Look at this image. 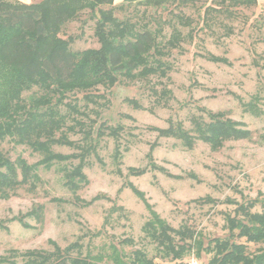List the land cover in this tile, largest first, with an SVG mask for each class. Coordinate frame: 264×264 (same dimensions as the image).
<instances>
[{"label": "rangeland", "instance_id": "374dc122", "mask_svg": "<svg viewBox=\"0 0 264 264\" xmlns=\"http://www.w3.org/2000/svg\"><path fill=\"white\" fill-rule=\"evenodd\" d=\"M212 1L192 0L184 5L175 1L161 8L127 4L122 0L115 2L116 18L134 17L141 23L148 22L151 29L161 28L159 40L162 42L169 38L173 26L182 33L180 47L171 50L163 59L171 67L168 79H120L113 87H98L91 92L103 98L96 99L98 105L89 104L90 117L96 118L95 111L98 123L124 127L119 139L122 175L117 174L112 162L115 141L109 137L101 139L97 149L104 165L91 156L83 170L88 185L76 193L85 201L101 197L88 207L73 202V195L64 187L57 165L50 169L39 167L37 174L41 183L33 192L28 186H21L8 200L0 199V220L42 205V221L25 219L30 228H24L17 221L6 222L7 230H0V255L9 250L52 251L49 240L64 248L81 238L83 254L89 251L106 256L112 246L126 262L132 251L141 250L160 264H187L191 260L207 264L211 255L205 252L200 257L194 252L187 253L178 261L162 258L142 231L150 217L149 211L126 184L131 183L140 191L152 211L172 228L186 224L199 232L205 243L207 239L228 236L225 214L233 215L236 206L226 200L241 203L245 198L264 196V141L261 139L264 135V5L241 8L232 15L210 12L204 24V11L213 5ZM177 16L188 19L190 24H177ZM93 29L94 22L88 20L85 11L63 27L62 36L74 38L71 44L74 51L96 49L99 44ZM208 54L225 57L229 64L211 62L205 58ZM163 85L171 90L172 97L157 104L152 89L159 91ZM34 91L25 92L23 98ZM256 94L261 96V101L256 103L260 113L244 105L252 102ZM127 99L137 101L144 110L133 108ZM79 103L85 102L80 100ZM196 107L226 113L229 118L243 123L251 132L250 138L228 141L218 151H211L201 142L187 150L178 141L159 138L156 132L147 130L148 127L166 128L168 119L180 121L189 129L190 117L198 113ZM79 137L70 135L72 140ZM0 149L11 160L21 156L33 164L40 159L28 147L8 140L0 144ZM53 150L64 154L74 151L59 146ZM150 150L158 169L139 176L129 175L128 168L141 170L148 165L146 155ZM205 196L217 203L199 205L192 202ZM51 198L62 202H52ZM254 211L260 208L257 206ZM17 264H22L20 259ZM103 264H112V261L105 259Z\"/></svg>", "mask_w": 264, "mask_h": 264}, {"label": "trees", "instance_id": "16d2710c", "mask_svg": "<svg viewBox=\"0 0 264 264\" xmlns=\"http://www.w3.org/2000/svg\"><path fill=\"white\" fill-rule=\"evenodd\" d=\"M117 0H41L34 4H23L12 0H0V144L6 140L15 145L26 146L40 159L29 164L21 156L11 160L0 149V199L8 200L21 186H28L33 192L41 179L39 167L50 169L58 166L64 187L72 193L73 202L88 207L101 197L85 201L77 192L88 185L83 170L91 156L104 165L97 155V149L104 137L115 141L111 159L116 172L122 175V158L119 139L124 127L98 123L91 118L89 104L98 105L96 99L102 95L91 94L98 87H113L120 79L127 81L147 80L149 77L168 79L171 67L164 57L171 50L178 49L183 41L182 33L172 27L169 38L162 42L161 28L151 29L148 22L136 19L119 20L114 16ZM183 5L192 0H122L145 7L161 8L171 2ZM206 7L204 24L210 12L232 15L241 8L258 5L257 0H213ZM109 6V9L103 7ZM122 8V5L118 7ZM87 11L88 20L94 22L93 36L98 48L74 51L72 36L63 37V27ZM85 22V21H84ZM83 22V23H84ZM177 24L189 25L188 19L177 16ZM211 62L228 65L225 57L212 54L205 56ZM264 68V65H263ZM27 98L25 92L33 91ZM156 103L168 101L171 90L163 85L159 91L152 89ZM78 95H81L79 98ZM261 96L255 95L252 102L244 104L253 112ZM80 100L85 103L80 105ZM126 102L133 108L144 110L135 100ZM198 112L189 119L190 128L182 122L168 119L166 128L148 127L159 138L174 139L182 147L191 150L197 142L206 144L211 151L220 150L228 141L249 139L251 132L243 123L237 122L224 112H212L196 107ZM134 121L130 116H126ZM70 135H79L72 140ZM264 141V135L261 136ZM55 146L74 150L64 154L53 150ZM153 146V145H152ZM151 146V147H152ZM152 149V148H151ZM148 162L143 169L128 168L131 176H139L148 170H157L151 150L146 155ZM194 176V175H193ZM126 186L138 196L149 211V219L142 226L145 236L155 245L162 258L182 260L185 254L202 252L210 254L207 264H264V196L245 198L241 203L226 200L236 207L233 215L225 214V228L228 236L224 239H207L186 224L174 229L152 211L149 204L131 183ZM107 198V197H103ZM52 202H62L51 198ZM192 202L199 205L216 204L209 196ZM260 211H254L256 207ZM33 218L38 223L43 218V206H34L30 211L10 219L0 220V230H7L6 222L17 221L24 228L31 226L25 219ZM96 233V235H98ZM52 251L9 250L0 255V264H103L105 259L112 264H160L141 250L132 251L129 261L119 251L110 247L109 254L82 253L81 238L64 248L54 241L48 242ZM254 247V250H252Z\"/></svg>", "mask_w": 264, "mask_h": 264}, {"label": "crops", "instance_id": "0c3cea01", "mask_svg": "<svg viewBox=\"0 0 264 264\" xmlns=\"http://www.w3.org/2000/svg\"><path fill=\"white\" fill-rule=\"evenodd\" d=\"M12 1H16L19 3H23V4H34V3H38L41 0H12ZM258 4L260 5H264V0H257Z\"/></svg>", "mask_w": 264, "mask_h": 264}, {"label": "built area", "instance_id": "2783aa9c", "mask_svg": "<svg viewBox=\"0 0 264 264\" xmlns=\"http://www.w3.org/2000/svg\"><path fill=\"white\" fill-rule=\"evenodd\" d=\"M187 264H198L195 260H191L189 263Z\"/></svg>", "mask_w": 264, "mask_h": 264}]
</instances>
